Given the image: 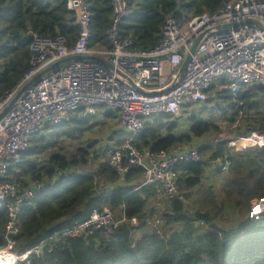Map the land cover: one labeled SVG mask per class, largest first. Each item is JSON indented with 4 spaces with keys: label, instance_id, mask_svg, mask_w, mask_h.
Masks as SVG:
<instances>
[{
    "label": "trees",
    "instance_id": "obj_1",
    "mask_svg": "<svg viewBox=\"0 0 264 264\" xmlns=\"http://www.w3.org/2000/svg\"><path fill=\"white\" fill-rule=\"evenodd\" d=\"M65 1L0 0V99L13 91L32 68L30 42L26 39L29 30L43 38L63 36L68 48L77 42L78 28ZM227 1L127 0L135 14L119 26L120 40L132 39L135 49L152 50L159 44L162 26L169 16L182 25L194 16L216 12ZM84 2L91 14L89 48L111 50L108 33L114 17L112 0ZM219 86L213 85L208 96L216 103L212 113L221 114L224 122L231 125L243 118L242 125L232 131V138L264 134V88L243 87L236 97L237 105L228 90L221 95L211 94ZM203 108L198 111L203 112ZM96 112L81 120L83 109H80L69 122L50 126L46 134L36 135L22 165L10 170L1 181L24 191L57 177L52 188L38 193L23 206L20 234L16 238L18 255L44 244L43 253L32 255L28 264H264V215L257 220L249 218L252 201L264 199V148L244 152L229 148L228 141L209 142L199 148L200 162L174 166L181 199H160L166 210L161 218L168 230L163 235L148 230L136 238L133 233L147 228L155 214V209L149 212L147 204L159 200L157 186H144L143 171L139 169L123 176L118 174L103 160L102 150L97 156L94 143L75 148L69 158L61 152L65 138L77 142L96 127L92 123L96 116L117 119L106 107ZM187 122L189 128L179 132L177 120L158 117L145 125L134 145L151 154L170 153L177 147L191 149L197 144L194 140L218 137L221 133L218 124L198 117H189ZM217 160L231 163L227 171L222 167L215 170L224 177V184L236 188L235 197L227 202L231 206L224 209V204L214 202L210 208L192 213L194 192L205 185L209 166ZM237 175L242 176L240 180ZM105 208L114 218L118 214L127 220L136 219L139 226L124 223L112 236H108L106 229H100L93 236L52 239L62 228L84 222L93 211ZM7 220L4 208L0 210V248L7 243L4 238ZM224 220L233 222V229H221L219 225ZM197 223H202L205 229Z\"/></svg>",
    "mask_w": 264,
    "mask_h": 264
},
{
    "label": "built area",
    "instance_id": "obj_2",
    "mask_svg": "<svg viewBox=\"0 0 264 264\" xmlns=\"http://www.w3.org/2000/svg\"><path fill=\"white\" fill-rule=\"evenodd\" d=\"M65 2L78 28L75 45L68 48L63 36L43 38L29 30L26 39L30 42L32 68L13 91L0 99V210L6 208L8 216L4 227L7 244L0 248V264H28L32 255H41L46 247L40 244L32 251L17 254L19 216L23 206L38 193L52 188L57 177L48 184L36 183L24 191L1 182L10 170L22 165L23 156L30 150L36 135L46 134L50 126L69 122L80 109H83L81 117L87 118L93 116L96 109L106 107L116 114L117 125L128 139L122 149H118L115 142L107 143L103 160L122 176L132 169L143 171L144 186H157L160 198L181 199L174 166L182 162H200L199 148L177 147L170 153L157 154L138 149L134 140L144 132L145 125L161 116L177 121L184 116H196L191 109L199 110L207 103L213 85H220L217 94L228 90L236 103L243 87L264 88V0H228L216 12L194 16L182 25L169 16L162 26L159 44L148 51L135 49L132 39L120 40L119 26L135 14L127 0H112L114 17L108 33L111 50L89 48L91 14L84 0ZM244 23L250 25L236 31H219L223 26ZM254 24H259L263 30ZM201 37L195 54L181 74L185 58ZM74 57L98 61L71 60L57 66ZM36 78L39 80L19 96ZM229 141L230 147L244 152L264 148V134L252 133ZM215 163L220 164L223 171L231 164L222 160ZM263 215L264 199L253 201L249 218L257 220ZM158 219L152 227L160 228L163 219ZM124 223L134 228L139 226L137 220L130 223L114 218L105 208L93 211L84 222L62 228L52 239L93 236L100 229H106L108 236H112Z\"/></svg>",
    "mask_w": 264,
    "mask_h": 264
},
{
    "label": "rangeland",
    "instance_id": "obj_3",
    "mask_svg": "<svg viewBox=\"0 0 264 264\" xmlns=\"http://www.w3.org/2000/svg\"><path fill=\"white\" fill-rule=\"evenodd\" d=\"M217 89L218 88H216V90H213L211 94H216ZM214 108H216V103L211 97L209 98L207 103L204 105L203 112L199 116L205 122H213L214 124H218L219 128L221 129V133L219 134L218 137L217 136L213 137V135H211L209 138L206 137L204 139H201V141L194 140V143H197L195 144V147L201 148V147H204V145L207 146L209 142L216 143V142L231 140L233 136L232 131L235 130V128L238 127V125H242L243 123V120H242L243 118L241 119L239 123L236 122L234 125H231L229 122H224L225 121L223 120L224 117L221 114L212 113L213 111H215ZM192 111L197 112L199 114V111L195 108H193ZM187 120H188L187 116H184L183 118L179 119V121H177L179 124L178 126L179 132H183L189 128V123L187 122ZM92 123L96 127L93 128L92 131L86 133L83 136V138L78 140L77 142H73L65 138L63 150H61V152L65 154L67 158L70 157L72 151L75 148L79 146L91 144V143L95 144L94 149L95 151L97 150L96 154L98 157H100V154H101L99 150H102V151L105 150L107 147V143L115 142L116 144H118V147H117L118 149L125 148L126 140L128 139V137L127 135L123 134V132L119 129L117 125V119L115 120L114 116L104 121H99L95 119L94 121H92ZM211 139H214V141H212ZM198 141L201 143L198 144ZM58 150L59 148L55 152H57ZM236 177L239 178L240 180L242 176L237 175ZM223 179L224 177L222 176L220 181L214 180L215 184H212L211 182L213 181V178H208L207 184L203 185L201 189L195 190L194 197L191 202V209H190L192 213L202 208L203 209L204 208L207 209L208 207L210 208L212 205H214V201L211 198H208L207 191H209L210 196L213 195L215 196V198L217 197L216 199L219 204L225 205L224 209L231 206V203H227V202L232 201L233 198L235 197L236 188L234 186L232 187L230 185L227 186V184H224ZM160 199L161 198H159V200H152L151 202H148L147 209L150 210L149 212H151L152 211L151 209H153L154 208L153 206H155L156 207L155 212H154L155 214L152 217V220L150 221L151 223H148V227L145 228L144 230L136 231L135 233H133L134 237L138 238L139 235L143 234L144 232L148 230L160 231L163 233L165 230H168V227L165 226L164 221H163V224L160 226V228L152 227L154 225V222L159 221L158 218H161L162 214L166 211L164 202H162ZM243 201L247 202V199H243ZM237 213L238 212L236 211V214ZM116 215H117L116 218L118 219V214ZM212 216H214V213H212ZM235 219H236V216H235ZM232 224L233 222L229 220H224L223 223H221L219 226H221V229L224 228V229L230 230V229H233V227L231 226ZM196 225L202 229H205V227L201 226V223H197ZM163 233L161 235H163Z\"/></svg>",
    "mask_w": 264,
    "mask_h": 264
},
{
    "label": "water",
    "instance_id": "obj_4",
    "mask_svg": "<svg viewBox=\"0 0 264 264\" xmlns=\"http://www.w3.org/2000/svg\"><path fill=\"white\" fill-rule=\"evenodd\" d=\"M247 25H250V23H244V24L234 25L233 27H230V26H223V27L219 28V31H225V32L228 31V30L236 31L237 29L242 28V27L247 26ZM254 25L257 26L258 29H259L260 31L263 30V28H262L259 24H254ZM201 39H202V37L199 38V39L196 41V43L194 44V46H193V48H192L190 54L185 58V60H184V62H183V64H182V66H181V68H180V72H181V74H183V73L185 72V70H186V68H187V66H188V64H189V62H190L192 56L195 54V52H196V50H197V47H198V45H199ZM84 59L98 61V60H96V59H94V58L91 59V58H88V57H74V58H69V59H67V60H64V61L58 63L57 66L63 65V64H65V63H68V62H70L71 60H78V61H81V60H84ZM102 64H103V62H102ZM107 66H108L109 68H111V66H109V65H107ZM38 78H39V77H38ZM38 78L34 79L32 82H30V84H29L28 86L24 87V88L21 90L19 96L22 95V94L25 92V90H26L30 85L36 83V82L39 80ZM13 103H14V102H13ZM13 103H12V104H13ZM12 104H11V106H12ZM11 106H10L7 110H9V109L11 108Z\"/></svg>",
    "mask_w": 264,
    "mask_h": 264
},
{
    "label": "crops",
    "instance_id": "obj_5",
    "mask_svg": "<svg viewBox=\"0 0 264 264\" xmlns=\"http://www.w3.org/2000/svg\"><path fill=\"white\" fill-rule=\"evenodd\" d=\"M107 111L108 112H110L108 109H107ZM97 112L95 111L94 112V114H93V116L96 114ZM80 119L81 120H85L86 118H83V117H80ZM96 120H99V121H104V119L101 117V116H96V118H95ZM228 142H230L229 140H227ZM217 143V142H216ZM229 148H232V149H234L235 147H230V144H229ZM218 167H219V165L218 164H216V163H213L211 166H210V170L208 171V173H207V175H206V178H205V181H203L205 184H207L208 182H207V180H208V178H213V181L211 182L212 184H215V182H214V180H217V181H220L221 180V177H222V175H217L216 174V171L215 170H217L218 169ZM203 187V186H202ZM205 187V186H204ZM209 191H207V196L209 195V193H208ZM208 198H211L214 202H216V203H218L217 202V199L215 198V196H208ZM219 204V203H218ZM154 208L153 209H156V207L155 206H153ZM246 214V213H245Z\"/></svg>",
    "mask_w": 264,
    "mask_h": 264
},
{
    "label": "bare ground",
    "instance_id": "obj_6",
    "mask_svg": "<svg viewBox=\"0 0 264 264\" xmlns=\"http://www.w3.org/2000/svg\"><path fill=\"white\" fill-rule=\"evenodd\" d=\"M202 15V14H201ZM153 94H156V92H153ZM193 109V108H192ZM192 109H191V113H193V114H196V116H194V117H198L199 118V115H198V113L197 112H193L192 111ZM196 109V108H195ZM83 118H85V117H83ZM235 148H237V147H235ZM252 151H254V150H252ZM224 165V164H223ZM117 219V218H116ZM118 219H125L126 221H128V222H130L131 223V221L132 220H136V219H131V220H127L126 218H120V217H118ZM7 242V241H6ZM7 244V243H6ZM3 264H12L11 262H3Z\"/></svg>",
    "mask_w": 264,
    "mask_h": 264
}]
</instances>
